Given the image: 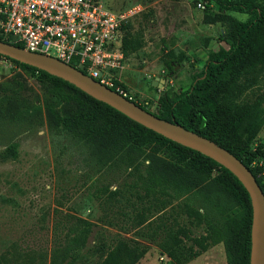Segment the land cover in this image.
Wrapping results in <instances>:
<instances>
[{"label": "rangeland", "instance_id": "374dc122", "mask_svg": "<svg viewBox=\"0 0 264 264\" xmlns=\"http://www.w3.org/2000/svg\"><path fill=\"white\" fill-rule=\"evenodd\" d=\"M101 1L114 10L140 7L122 27L123 59L117 74L135 103L154 114L160 110V95H179L199 74L207 52L226 46L219 17H248L222 11L209 0ZM179 53L184 57L170 73L162 60ZM58 88L64 94L73 92L0 56V264L18 258L47 264L52 242L66 228V214L92 223L87 246L114 238L147 244L136 264H176L156 246L166 227L177 231L179 259L187 257L182 264H226L219 234L196 213L203 214L197 188L162 176L143 153L131 148L119 150L100 166L90 160L81 140L64 128L47 127L43 103ZM256 146L264 150V122L250 142L251 148ZM249 166L264 186V157ZM216 173L213 169L212 175ZM43 253L45 261L39 263ZM96 259L89 254L73 264Z\"/></svg>", "mask_w": 264, "mask_h": 264}, {"label": "trees", "instance_id": "16d2710c", "mask_svg": "<svg viewBox=\"0 0 264 264\" xmlns=\"http://www.w3.org/2000/svg\"><path fill=\"white\" fill-rule=\"evenodd\" d=\"M209 1L222 11L245 13L248 17L244 21L225 15L219 17L224 23L222 38L226 46L207 52L199 74L179 95L174 98L160 95L159 113L153 114L178 123L226 149L249 169L264 194V186L249 166L253 160L264 157L262 146L250 147L264 122V0ZM0 40L7 42L1 37ZM11 44L21 47L20 43ZM3 57L72 89V93H66L70 95L69 99L58 88L54 96L43 103L48 128L66 129L85 144L90 160L100 166L108 164L119 150L131 148L143 153L162 176L186 180L199 193L198 208L203 214L196 212L197 215L206 217L208 229L219 234L226 264H249V198L227 169L209 157L143 127L66 81ZM183 57L182 53L168 55L162 64L172 71ZM168 149L162 156L161 152ZM8 150L13 152L11 146ZM213 169L217 170L215 175H212ZM62 218L67 225L52 242L47 264H73L77 259H86L89 254L96 255L97 259L88 264H135L148 250L147 244L134 239L114 238L107 244L93 242L87 246L92 223L74 215L66 214ZM179 242L177 231L166 227L156 246L176 264H182L187 257L179 259ZM45 255L41 254L39 263H44ZM19 259H14L13 264L29 263L17 262Z\"/></svg>", "mask_w": 264, "mask_h": 264}, {"label": "built area", "instance_id": "2783aa9c", "mask_svg": "<svg viewBox=\"0 0 264 264\" xmlns=\"http://www.w3.org/2000/svg\"><path fill=\"white\" fill-rule=\"evenodd\" d=\"M139 10H114L101 0H0V37L65 62L135 103L117 71L122 27Z\"/></svg>", "mask_w": 264, "mask_h": 264}, {"label": "water", "instance_id": "95a60500", "mask_svg": "<svg viewBox=\"0 0 264 264\" xmlns=\"http://www.w3.org/2000/svg\"><path fill=\"white\" fill-rule=\"evenodd\" d=\"M0 55L66 81L143 127L182 146L193 149L227 169L239 181L249 198L251 220L248 263L264 264V194L249 169L234 155L215 142L183 128L178 123L159 118L138 104L99 84L71 65L54 57L29 51L3 40H0ZM174 70L175 66L172 71Z\"/></svg>", "mask_w": 264, "mask_h": 264}, {"label": "crops", "instance_id": "0c3cea01", "mask_svg": "<svg viewBox=\"0 0 264 264\" xmlns=\"http://www.w3.org/2000/svg\"><path fill=\"white\" fill-rule=\"evenodd\" d=\"M162 254V253H161ZM136 264V263H135Z\"/></svg>", "mask_w": 264, "mask_h": 264}]
</instances>
